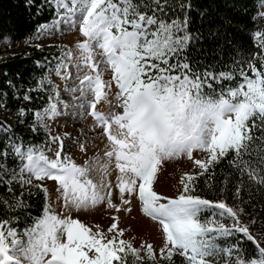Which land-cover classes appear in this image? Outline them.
I'll list each match as a JSON object with an SVG mask.
<instances>
[{
    "label": "rangeland",
    "instance_id": "1",
    "mask_svg": "<svg viewBox=\"0 0 264 264\" xmlns=\"http://www.w3.org/2000/svg\"><path fill=\"white\" fill-rule=\"evenodd\" d=\"M49 1L58 17L42 26L30 45L69 47L59 71H49L40 81L41 89L59 88L51 110L36 114L37 125L45 124L52 139L34 145L32 152L19 150L26 162L22 189L46 190L48 216L22 233H11L12 248L0 244V264H95L121 248L139 258L173 251L197 257L211 238L189 237L195 217L191 208L198 205L188 204L181 190L202 173L213 151L215 157L223 154L225 138L237 139L236 124L249 101L184 110L172 119L175 125L165 140L152 134L155 126L143 122L142 112L135 123L140 129L132 132L126 119L143 98L141 64L156 52L152 33L148 29L113 38L101 32V0ZM250 94L243 88V96ZM19 120L7 112L2 118L9 128ZM157 128L164 131L161 123ZM61 167L65 173L58 176ZM0 178L12 191L18 189L3 163ZM215 205L221 209L204 217L210 228L255 236L254 218L247 212L223 204V199ZM233 258L224 255L220 262Z\"/></svg>",
    "mask_w": 264,
    "mask_h": 264
},
{
    "label": "trees",
    "instance_id": "2",
    "mask_svg": "<svg viewBox=\"0 0 264 264\" xmlns=\"http://www.w3.org/2000/svg\"><path fill=\"white\" fill-rule=\"evenodd\" d=\"M98 16L114 35L152 33L156 52L143 60L142 79L149 89V109L161 114L166 125L190 106L249 104L236 124L237 139L225 138L223 154L181 190L188 204L198 205L191 208L195 217L189 237L205 242L209 236V246L206 242L192 259L178 251L139 258L121 248L95 264H222L224 255L234 257L227 264H264V0H108ZM56 18L49 0H0V164L18 181L12 191L0 178V241L7 247L13 245L10 233H22L48 216L46 190L22 189L25 160L19 150L31 151L52 139L45 124L37 125L36 113L51 110L59 88L41 89L39 82L49 71H59L69 47L30 42ZM245 87L250 96L242 95ZM6 112L20 117L11 128L2 121ZM220 199L254 218V237L229 228L222 234L208 226L204 217L219 209Z\"/></svg>",
    "mask_w": 264,
    "mask_h": 264
},
{
    "label": "bare ground",
    "instance_id": "3",
    "mask_svg": "<svg viewBox=\"0 0 264 264\" xmlns=\"http://www.w3.org/2000/svg\"><path fill=\"white\" fill-rule=\"evenodd\" d=\"M106 0H101V4H103Z\"/></svg>",
    "mask_w": 264,
    "mask_h": 264
}]
</instances>
